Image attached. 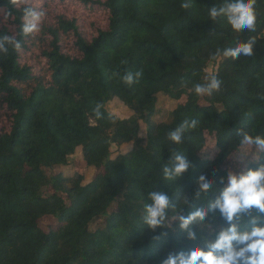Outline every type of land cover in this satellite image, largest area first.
Segmentation results:
<instances>
[{
    "label": "trees",
    "instance_id": "trees-1",
    "mask_svg": "<svg viewBox=\"0 0 264 264\" xmlns=\"http://www.w3.org/2000/svg\"><path fill=\"white\" fill-rule=\"evenodd\" d=\"M78 1L99 8L103 25L86 38L76 17L59 14L55 25L42 19L37 30L50 45L40 49L47 64L38 70L22 59L31 49L34 9L0 0V264H162L229 226L209 204L225 186V163L244 145L243 133L264 136V0H243L255 23L239 32L225 15L209 12L235 0ZM66 31L76 54L62 50ZM249 42L251 55H223ZM129 73L140 74L132 85L123 79ZM213 78L219 88L202 102L194 86ZM160 93L177 104L168 121L155 123ZM113 98L134 114L108 112ZM181 126L182 141L175 143L169 134ZM209 138L218 147L212 158L200 154ZM128 143L130 150L111 156V145ZM77 148L86 167L99 169L89 182L74 170L69 178L43 172L67 165ZM257 154L249 168L264 165V151ZM175 155L189 167L170 179L164 167ZM202 175L213 182L207 193L199 192ZM150 192L170 197L165 223L155 229L143 221ZM201 208L203 220L180 227V216ZM255 214L232 223L247 227Z\"/></svg>",
    "mask_w": 264,
    "mask_h": 264
},
{
    "label": "clouds",
    "instance_id": "clouds-1",
    "mask_svg": "<svg viewBox=\"0 0 264 264\" xmlns=\"http://www.w3.org/2000/svg\"><path fill=\"white\" fill-rule=\"evenodd\" d=\"M215 18L225 15L231 27L237 32L251 29L255 23V15L250 3L243 0L225 3L220 7L209 10ZM252 54L251 43H241L234 48L224 49V56L237 58ZM139 73L124 76L129 85L136 82ZM219 88V81L211 79L206 84H196L194 90L197 94H210ZM194 123L189 126H194ZM185 126L177 128L169 134V138L180 143ZM242 143L255 146L264 151V136H252L243 133ZM247 155V153H245ZM189 167L185 156L175 155L169 165L164 167L167 178L180 176ZM225 186L218 190L215 200L209 207L219 210L229 222V226L221 230L212 241L205 240L203 246H194L189 251H180L169 254L162 264H264V165L257 168H248L246 171H229L223 178ZM199 192L207 193L213 188V182L205 177H199ZM151 203L144 205V223L152 229L165 223L167 211L170 207V197L164 192H150ZM255 209L256 214L251 215L247 227H242L239 222L244 213ZM206 212L203 208L192 213L187 218L180 216V227L187 228L190 222L197 217L204 219ZM206 223V221H205ZM189 238H195V233L189 232Z\"/></svg>",
    "mask_w": 264,
    "mask_h": 264
},
{
    "label": "rangeland",
    "instance_id": "rangeland-1",
    "mask_svg": "<svg viewBox=\"0 0 264 264\" xmlns=\"http://www.w3.org/2000/svg\"><path fill=\"white\" fill-rule=\"evenodd\" d=\"M26 4H29L34 9L33 16L29 19L33 22L34 27L31 31V36L27 40V45H31L30 50H26L22 54V59L27 60L28 64L35 69L45 68L46 67V58L45 56L39 55L40 49L46 45L49 48V37L44 35L45 41H42L43 35L40 33V30H37V25L42 19L47 18L48 24L55 25L54 19L59 14L65 16V18L76 17L79 31L86 38H90L94 33V30L98 26H102L104 23V13L97 7H90L89 5H84L78 0H21ZM46 13V14H45ZM74 40L73 35L66 31L65 33L60 32L59 43L62 46L63 51H67L70 54H76L74 49ZM33 68V69H34ZM34 69V70H35ZM215 69L213 64H209L206 68L208 74L212 73ZM157 96L156 104V113L153 116V122L159 123L168 121L170 118L171 111L175 108L177 101L166 94L160 93ZM204 98L202 102H205L206 93L203 94ZM105 108L108 112L114 114L119 118H126L134 114L133 110L127 108L119 99L113 98L105 104ZM2 108H0V126L1 120H4ZM145 124L140 122L139 136L144 137L146 134ZM132 147L131 143L123 144L121 146L111 145V156L114 157L117 153H126ZM258 148L252 145L244 144L240 149L234 152L225 163V167L229 171H246L249 168V165L253 162H256L258 156ZM218 147L214 142V139L209 138L200 152L203 157L212 158L216 155ZM247 153V155H245ZM68 158V164L61 167H56L54 169H42L43 172L50 176L56 174L60 171H63L65 176L68 178L73 175V170L84 175V182H89L93 175L99 170L94 167H86L82 157V151L80 148H77L74 154L70 155ZM43 192L48 191L43 188ZM49 219L42 221V226L45 227L48 224ZM101 221L97 220L95 224H100ZM93 225V226H94Z\"/></svg>",
    "mask_w": 264,
    "mask_h": 264
}]
</instances>
